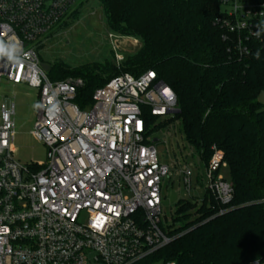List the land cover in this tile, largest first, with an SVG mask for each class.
<instances>
[{
	"label": "built area",
	"instance_id": "2783aa9c",
	"mask_svg": "<svg viewBox=\"0 0 264 264\" xmlns=\"http://www.w3.org/2000/svg\"><path fill=\"white\" fill-rule=\"evenodd\" d=\"M217 1V26L239 56L264 47V0ZM74 4L0 0V83L37 91L32 136L48 159L26 167L15 161L14 107L1 105L0 264H175L152 259L171 241L160 219L172 192L163 195L170 167L159 163L150 131L175 114L176 96L150 70L111 79L93 92L87 110L79 109L73 100L83 81H50L38 56L39 38ZM223 168L222 154L212 148L204 194L227 206L232 187ZM179 175L188 193L192 172Z\"/></svg>",
	"mask_w": 264,
	"mask_h": 264
},
{
	"label": "trees",
	"instance_id": "16d2710c",
	"mask_svg": "<svg viewBox=\"0 0 264 264\" xmlns=\"http://www.w3.org/2000/svg\"><path fill=\"white\" fill-rule=\"evenodd\" d=\"M97 1L110 30L138 39L140 48L118 66L105 61L71 69L56 62L47 78H80L83 86L73 102L84 110L92 104L93 92L111 79L154 71L174 92L177 112L150 132L178 122L203 167L214 148L229 171L231 202L220 206L209 192L201 204L179 202L172 220L179 226L166 229L171 241L152 259L175 264L264 262V104L259 101L264 47L253 45L249 55L239 56L217 26V0Z\"/></svg>",
	"mask_w": 264,
	"mask_h": 264
},
{
	"label": "rangeland",
	"instance_id": "374dc122",
	"mask_svg": "<svg viewBox=\"0 0 264 264\" xmlns=\"http://www.w3.org/2000/svg\"><path fill=\"white\" fill-rule=\"evenodd\" d=\"M39 41L43 42L38 49L41 63L50 67L56 62H61L71 69L84 64L105 61L118 66L117 55L125 60L140 48L138 39L122 36L110 30L97 0L75 2L68 16L46 35L39 38ZM259 101L264 104V93L259 96ZM1 105H5L7 109L11 105L14 107L12 120L15 161L22 167L30 164H46L48 162L47 148L32 136L38 109L37 91L23 85L13 86L7 81H2L0 83V112ZM165 119H169V116ZM180 130L179 123L172 121L165 129L160 128L152 136L153 140H157L153 146L156 149L159 163L170 167V176L164 180L163 195L166 196L170 192L176 195L175 202L162 208L160 221L164 229L179 226L172 222L178 203L191 201L199 204L207 185L202 162L197 153L186 144ZM184 168L192 172L191 190L188 193L179 175ZM221 173L228 181V169L223 168Z\"/></svg>",
	"mask_w": 264,
	"mask_h": 264
},
{
	"label": "water",
	"instance_id": "95a60500",
	"mask_svg": "<svg viewBox=\"0 0 264 264\" xmlns=\"http://www.w3.org/2000/svg\"><path fill=\"white\" fill-rule=\"evenodd\" d=\"M41 68L44 70V72H48V70H49V66L48 65H46V64H44V63H42L41 65ZM177 111H174L173 113H176ZM157 140H153V142L155 143ZM175 194H174V192H172L171 194H170V198L167 200V201H164L163 202V205L164 206H168L170 203H173L174 201H175Z\"/></svg>",
	"mask_w": 264,
	"mask_h": 264
},
{
	"label": "clouds",
	"instance_id": "9594fccd",
	"mask_svg": "<svg viewBox=\"0 0 264 264\" xmlns=\"http://www.w3.org/2000/svg\"><path fill=\"white\" fill-rule=\"evenodd\" d=\"M256 35L259 36L260 33L257 32ZM0 50H5V46L3 44H0ZM9 55L11 56V51H9ZM257 58H259L258 54H257Z\"/></svg>",
	"mask_w": 264,
	"mask_h": 264
},
{
	"label": "snow or ice",
	"instance_id": "6c2138e0",
	"mask_svg": "<svg viewBox=\"0 0 264 264\" xmlns=\"http://www.w3.org/2000/svg\"><path fill=\"white\" fill-rule=\"evenodd\" d=\"M0 51H2V50H0Z\"/></svg>",
	"mask_w": 264,
	"mask_h": 264
}]
</instances>
